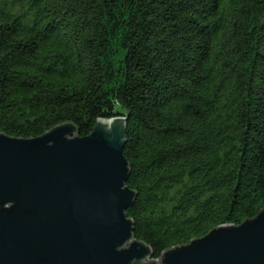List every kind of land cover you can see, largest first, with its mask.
<instances>
[{
    "label": "trees",
    "instance_id": "obj_1",
    "mask_svg": "<svg viewBox=\"0 0 264 264\" xmlns=\"http://www.w3.org/2000/svg\"><path fill=\"white\" fill-rule=\"evenodd\" d=\"M126 117L153 258L264 207V0H0V132Z\"/></svg>",
    "mask_w": 264,
    "mask_h": 264
},
{
    "label": "water",
    "instance_id": "obj_2",
    "mask_svg": "<svg viewBox=\"0 0 264 264\" xmlns=\"http://www.w3.org/2000/svg\"><path fill=\"white\" fill-rule=\"evenodd\" d=\"M126 117L83 137L61 123L32 138L0 132V264H264V207L158 259L133 235Z\"/></svg>",
    "mask_w": 264,
    "mask_h": 264
}]
</instances>
